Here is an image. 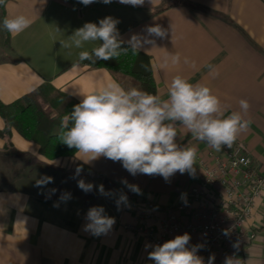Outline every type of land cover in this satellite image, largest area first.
<instances>
[{"label":"crops","instance_id":"crops-1","mask_svg":"<svg viewBox=\"0 0 264 264\" xmlns=\"http://www.w3.org/2000/svg\"><path fill=\"white\" fill-rule=\"evenodd\" d=\"M17 15L32 23L19 34L7 32L9 48L0 49V103L11 104L44 84L78 103L82 97L76 93L91 92L111 81L137 88L128 77L75 64L81 51H92L99 41L86 42L79 49L62 46L86 22L98 23L110 16L119 21L125 44L130 46L133 37L139 39V51L150 59L155 95L167 99L172 78L181 75L190 83L207 85L220 98L225 115L240 111L239 101L246 99L250 108L245 119L251 123L235 142L244 146L253 169L264 165V0H144L136 6L120 0L109 4L97 0L87 6L80 0H8L4 18ZM156 25L166 36L149 34ZM177 53L179 64L172 65L170 59L165 64ZM208 64L217 68L215 78L209 75ZM177 131L180 146L197 150L196 172L194 176L176 173L168 182L158 175L132 176L120 162L105 157L90 162L76 154L44 159L35 144L13 130L9 137H0V264H152L148 259L152 248L147 246L155 244L137 231L138 207L154 209L156 218H165L202 183L204 168L226 147L217 152L186 128L178 126ZM42 177H51L52 182L38 186ZM81 180L92 184V190H82ZM100 185L105 194L100 193ZM127 185H137L141 194ZM121 196L127 201L118 207ZM94 206H102L106 215L115 218L111 230L100 236L83 227ZM180 216L191 221L188 214ZM146 226L158 230L154 218ZM245 230V244L236 258L241 264H264V192Z\"/></svg>","mask_w":264,"mask_h":264},{"label":"clouds","instance_id":"clouds-1","mask_svg":"<svg viewBox=\"0 0 264 264\" xmlns=\"http://www.w3.org/2000/svg\"><path fill=\"white\" fill-rule=\"evenodd\" d=\"M94 2L97 0H80L85 6ZM102 2L109 4L112 0ZM120 2L136 6L142 5L144 0ZM0 5H5V0H0ZM31 23L27 16L17 15L5 17L2 27L10 34H19ZM118 23L110 16L100 19L98 23L86 22L75 29L67 42H62V46L79 49L86 42L99 41V46L91 52L81 51L78 54L79 61L91 63L116 59L129 49L139 51L141 45L137 37L129 41V48L122 46L124 42L117 28ZM148 32L161 38L166 36V31L159 25L150 27ZM169 59L172 65L181 61L178 53L166 58L165 64ZM189 62L185 57L184 63ZM207 68L213 78L219 75L214 65L208 64ZM76 95L82 97L80 102L62 117L55 133L60 143L76 149L77 158L85 162L105 157L120 162L132 176L158 175L166 182L176 173L187 172L194 176L196 172L197 150L177 143L178 126L186 128L193 138L220 152L225 146L231 149L239 134L251 123L245 119L250 108L246 99L239 101L240 111L225 115L220 98L207 85L190 83L181 75L172 78L167 99L136 87L126 89L116 81L88 93L79 91ZM43 181L52 182V178L42 177L37 181L38 186ZM78 186L86 192L93 188L92 184H86L83 180L78 182ZM127 186L136 194H141L137 185ZM99 191L105 194L103 185L99 186ZM126 201L127 197L121 196L117 206ZM85 219L84 230L94 236L106 234L115 224V218L106 215L102 206L90 208ZM190 240V234L184 233L162 244L148 245L152 248L148 252V259L152 264H205L197 254L200 246L189 247ZM213 260L214 256L210 257L208 264H213ZM224 264H241V261L231 256L226 257Z\"/></svg>","mask_w":264,"mask_h":264},{"label":"built area","instance_id":"built-area-1","mask_svg":"<svg viewBox=\"0 0 264 264\" xmlns=\"http://www.w3.org/2000/svg\"><path fill=\"white\" fill-rule=\"evenodd\" d=\"M202 177V183L165 218H156L154 209L138 207L137 231L154 244H162L173 233L196 235L189 247L200 246L197 254L205 264L212 256L213 264H224L226 257H236L245 244V224L264 192V165L253 169L244 146L235 142L231 149L225 147L221 156L212 157ZM181 214H188L191 221L182 220ZM153 218L158 224L155 232L146 226Z\"/></svg>","mask_w":264,"mask_h":264},{"label":"trees","instance_id":"trees-1","mask_svg":"<svg viewBox=\"0 0 264 264\" xmlns=\"http://www.w3.org/2000/svg\"><path fill=\"white\" fill-rule=\"evenodd\" d=\"M8 0H5V3ZM1 7V19H4V5ZM0 49L9 48V36L2 27ZM125 48L130 46L123 43ZM91 52V51H90ZM80 64L90 68L105 69L112 75H121L130 78L138 89L155 95V84L152 77L150 59L140 51L133 52L129 49L118 58L109 61H79ZM78 102L68 99L56 92L49 84H44L19 100L4 105L0 103V117L4 129L0 137L10 136V131H15L25 141L38 147V154L47 160L72 157L76 149H70L60 143L55 136L65 114L72 111L73 105Z\"/></svg>","mask_w":264,"mask_h":264},{"label":"rangeland","instance_id":"rangeland-1","mask_svg":"<svg viewBox=\"0 0 264 264\" xmlns=\"http://www.w3.org/2000/svg\"><path fill=\"white\" fill-rule=\"evenodd\" d=\"M0 19H1V7H0ZM1 35H2V24L0 22V43H1Z\"/></svg>","mask_w":264,"mask_h":264}]
</instances>
